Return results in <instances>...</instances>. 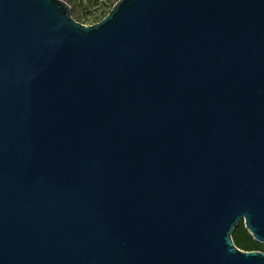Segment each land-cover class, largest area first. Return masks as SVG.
Wrapping results in <instances>:
<instances>
[{"label": "water", "instance_id": "1", "mask_svg": "<svg viewBox=\"0 0 264 264\" xmlns=\"http://www.w3.org/2000/svg\"><path fill=\"white\" fill-rule=\"evenodd\" d=\"M264 0H0V264H264Z\"/></svg>", "mask_w": 264, "mask_h": 264}, {"label": "rangeland", "instance_id": "2", "mask_svg": "<svg viewBox=\"0 0 264 264\" xmlns=\"http://www.w3.org/2000/svg\"><path fill=\"white\" fill-rule=\"evenodd\" d=\"M71 7L72 18L83 25H91L99 21L109 11L116 0H101L96 4L89 3L90 0H63ZM262 251H264V244H262Z\"/></svg>", "mask_w": 264, "mask_h": 264}, {"label": "trees", "instance_id": "3", "mask_svg": "<svg viewBox=\"0 0 264 264\" xmlns=\"http://www.w3.org/2000/svg\"><path fill=\"white\" fill-rule=\"evenodd\" d=\"M99 1H101V0H90L89 3L96 4ZM69 2H71V0H68V3ZM81 2H82V0H79V3H81ZM231 238H232L234 245L240 250H243V251H262V245L253 240L251 235L248 233V231L244 227V224L242 221H240L238 223V225L235 227ZM262 252H264V251H262Z\"/></svg>", "mask_w": 264, "mask_h": 264}]
</instances>
